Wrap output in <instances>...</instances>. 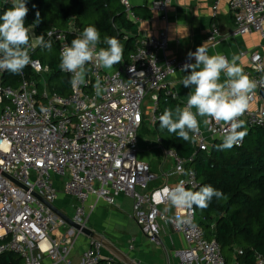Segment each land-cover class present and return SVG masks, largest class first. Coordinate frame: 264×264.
Here are the masks:
<instances>
[{
    "label": "built area",
    "instance_id": "obj_1",
    "mask_svg": "<svg viewBox=\"0 0 264 264\" xmlns=\"http://www.w3.org/2000/svg\"><path fill=\"white\" fill-rule=\"evenodd\" d=\"M119 1L128 18L137 22L131 0ZM220 1L214 3V16ZM171 2L154 3L165 21ZM8 4L13 5V0H0V9ZM230 7L235 24L231 37L255 32L264 37V0H232ZM50 32L52 37L46 34L45 40L51 39L59 55L81 34L76 29L53 28ZM29 34L33 63L24 68L28 74L23 70L20 82L6 85L4 77L10 72L0 70V258L15 255L22 264H75L72 255L77 241L85 236L82 229L88 228L99 202L116 206L117 197L124 195L134 201L136 223L151 242L158 243V223L183 236L187 249L180 254L179 264H227L220 245L197 225L196 207L178 209L166 200V189L180 182L192 191L199 188L191 166L196 156L182 158L176 150L165 148L162 138L155 139L163 159L157 171L138 156L147 98L152 103L149 117L154 129L162 115L161 100L179 101L169 79L189 73L181 69L185 63H193L192 59L166 57V36L142 37L119 68L104 69L95 61L87 64L86 84L75 89L70 84L69 94L64 96L51 91L50 68L34 57L41 48L34 27ZM220 37L221 32L213 28L209 46H216ZM250 60L251 78L259 81L264 72L257 69L264 66V56L253 53ZM62 73L71 79V73ZM97 79L105 89L100 96L93 88ZM262 89L258 84L250 104ZM250 104L240 117L244 127L264 128V101L259 109ZM191 136L197 152L209 151L213 142L222 141L223 128L211 121L206 134L201 128ZM166 164L171 165L172 173L164 171ZM172 176L177 181L170 185ZM61 186L66 196L76 200L71 219L79 230L48 206L59 199ZM189 216L190 222L177 220ZM102 250L101 242L89 238L79 264H125L103 258ZM237 254L243 252L237 250ZM255 263L264 264V255L255 253Z\"/></svg>",
    "mask_w": 264,
    "mask_h": 264
},
{
    "label": "trees",
    "instance_id": "obj_2",
    "mask_svg": "<svg viewBox=\"0 0 264 264\" xmlns=\"http://www.w3.org/2000/svg\"><path fill=\"white\" fill-rule=\"evenodd\" d=\"M29 9L25 18L26 27H34L36 36L45 34L53 28L63 30L76 29L82 33L88 26H95L101 35L99 48H106L103 38L116 37L123 45V60L134 52L137 41V22L130 20L119 0H25ZM8 4L0 9V16L11 8ZM39 12V23L36 13ZM136 14V13H135ZM30 35V34H29ZM46 39V38H45ZM31 41V38H30ZM48 65V82L51 91L67 96L70 91V79L59 68L60 55L57 46L52 49L39 48L34 56ZM122 60V61H123ZM116 64L119 68L122 65ZM24 72L28 74V70ZM36 77V76H35ZM38 78V77H37ZM20 74L8 73L4 83L16 85ZM183 107L177 100L160 102V111L165 108ZM247 135L241 147L217 150L222 141L211 144L209 151L197 152L192 139L184 141L176 134L161 129L159 123L150 135L162 138L163 146L176 150L182 158L195 157L191 165L200 187L211 185L223 192V198L213 199L208 207L197 210V225L203 228L206 237L215 240L221 247L227 264H256L255 253L264 255V128L244 127ZM191 136V133H190ZM237 250L243 252L237 254ZM0 264H22L15 255L0 258Z\"/></svg>",
    "mask_w": 264,
    "mask_h": 264
},
{
    "label": "clouds",
    "instance_id": "obj_3",
    "mask_svg": "<svg viewBox=\"0 0 264 264\" xmlns=\"http://www.w3.org/2000/svg\"><path fill=\"white\" fill-rule=\"evenodd\" d=\"M28 11L25 0H13V6L0 16V70L19 75L26 66L33 63L29 55L31 46L29 28L25 25ZM39 22L37 12L34 23ZM46 34L49 38L53 35L50 31ZM36 43L49 51L52 49V41L45 40V34L37 36ZM100 43L99 30L95 26H88L71 41L70 45L66 44L62 48L59 68L72 74L69 81L72 88L86 84L87 64L95 61L98 67L111 69L123 60L124 48L116 37L105 36L103 43L107 47L97 50ZM188 58H194L195 63H185L181 69L190 70L181 81L184 87H192L187 95L186 105L177 106L175 109L165 108L159 117V127L176 134L179 139L190 141L193 138L190 133L194 135L200 133L201 121L198 119L200 117L203 118L202 123L205 126L211 121L222 126V143L217 145V150L239 146L247 135L246 131L239 130L245 124L240 117L248 109L258 84L264 87V76L259 81L252 79L238 65L239 57L233 56L229 60L222 54L209 55L205 44L198 46L195 52L190 51ZM257 71L264 72V66L258 67ZM222 73L226 77L223 82ZM93 88L97 96L105 90L99 79ZM166 192V200L172 207L188 210L193 206L207 208L213 197L219 200L224 195L211 185L192 191L187 189L183 182L166 189ZM177 220L181 223L190 222V216L184 219L177 217Z\"/></svg>",
    "mask_w": 264,
    "mask_h": 264
},
{
    "label": "crops",
    "instance_id": "obj_4",
    "mask_svg": "<svg viewBox=\"0 0 264 264\" xmlns=\"http://www.w3.org/2000/svg\"><path fill=\"white\" fill-rule=\"evenodd\" d=\"M215 1L172 0L169 6L168 21H165L163 14L154 8L155 0H131L138 19L136 36L140 38L166 36L168 49L165 56L170 58H188L190 51L195 52L198 46L205 44L209 55L222 54L229 60L233 56L239 57L238 65L251 77L253 71L250 56L253 53L264 56V37L256 32L246 36L231 37L230 34L235 28L234 13L230 7L232 0H221L217 14L214 16ZM215 27L221 32L222 37L219 38L216 46L212 47L209 46L208 38ZM192 61L195 63L194 58ZM189 73H179L169 79L181 104L186 103L187 95L192 90L191 86L184 87L181 84L184 75ZM225 78L222 73L221 82ZM263 101L259 96L250 104V107L259 109L262 107ZM146 102L145 111L148 112L146 115L149 117L151 106L148 104L151 103L150 98ZM198 118L201 121L202 130L206 134L208 125L205 126L202 123L203 118ZM144 129L148 133L154 130L152 126L149 127V124ZM151 139L155 138L152 137ZM155 146L158 147L154 150L159 161H156L152 168L157 171L163 159L161 149L158 145ZM170 167V164H166L164 171L169 174L172 173ZM176 181L177 177L172 176L169 184H175ZM60 190L59 199L54 206L63 215L71 218L74 214L76 200L71 196H66L62 191V186ZM88 228L136 264H179L180 254L187 249L183 236L162 223H158V243L151 242L136 223L134 201L124 195L117 197L116 206H110L104 201L99 202L96 211L90 217ZM85 237L86 241H82V237L77 241V246L72 255L75 264L80 263V257L83 251L87 249L89 237ZM102 255L105 259L114 258L121 261L113 250L104 246Z\"/></svg>",
    "mask_w": 264,
    "mask_h": 264
},
{
    "label": "rangeland",
    "instance_id": "obj_5",
    "mask_svg": "<svg viewBox=\"0 0 264 264\" xmlns=\"http://www.w3.org/2000/svg\"><path fill=\"white\" fill-rule=\"evenodd\" d=\"M147 100H148V98H147ZM148 105L151 106L152 104L149 103ZM144 110H145V108H144ZM148 124H149V127H151L150 126V117H148L146 115V119L143 123V128L139 132V138H138L139 155L138 156H139L140 160L147 162V163H151V165L154 166V164H156V161H159V159L157 160V156H155V150H154V148L157 147V146H155V145H157V143H156L155 139H151L152 136L147 132V130L144 129V127ZM81 237H82V241L83 240L86 241L85 236L81 235L80 238Z\"/></svg>",
    "mask_w": 264,
    "mask_h": 264
},
{
    "label": "water",
    "instance_id": "obj_6",
    "mask_svg": "<svg viewBox=\"0 0 264 264\" xmlns=\"http://www.w3.org/2000/svg\"><path fill=\"white\" fill-rule=\"evenodd\" d=\"M259 96L264 100V89L259 91ZM48 206L51 208V210L53 212H55V214H57L60 218H62L64 221H66L67 224H69L70 226H72L73 228H75L76 230H79L80 227L75 225L74 222L72 221L71 218L63 215L61 212H59L55 206L48 204ZM82 233L85 236H88L91 239H95L99 242L102 243V245L105 248H108L110 250H113V252H115V254H117V256L119 257V259H121L122 262H124L125 264H136L135 262H133L132 260H130L129 258L125 257L123 254H121L118 250H116L115 248H113L112 246H110V244L104 240L103 238L98 237L94 232L90 231L89 228H85L82 229Z\"/></svg>",
    "mask_w": 264,
    "mask_h": 264
}]
</instances>
